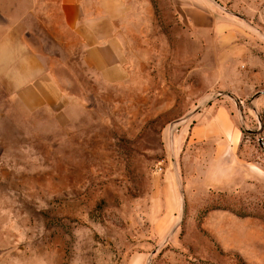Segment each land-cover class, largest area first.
Returning a JSON list of instances; mask_svg holds the SVG:
<instances>
[{
    "label": "rangeland",
    "instance_id": "1",
    "mask_svg": "<svg viewBox=\"0 0 264 264\" xmlns=\"http://www.w3.org/2000/svg\"><path fill=\"white\" fill-rule=\"evenodd\" d=\"M189 1L237 38L189 22ZM218 1L233 13L125 0L130 77L113 86L72 35L35 32L75 102L54 115L0 95V264H264V0ZM221 106L239 140L194 137Z\"/></svg>",
    "mask_w": 264,
    "mask_h": 264
},
{
    "label": "crops",
    "instance_id": "2",
    "mask_svg": "<svg viewBox=\"0 0 264 264\" xmlns=\"http://www.w3.org/2000/svg\"><path fill=\"white\" fill-rule=\"evenodd\" d=\"M192 3H187L189 22L212 27L221 34L224 45L229 46L237 38L229 16L203 3L207 11L200 15ZM126 11L125 0H0V95L9 102L23 104L29 112L48 111L54 115L60 113L64 103L75 102L51 73L48 56L36 46L35 32L41 34L51 27L76 38L82 66L95 72L103 84L113 86L127 81L130 70L117 26ZM3 118L0 97V119ZM236 130L240 129L234 124L230 110L221 106L197 129L194 137L233 138L237 134L239 140L241 133ZM227 149L225 145L218 150ZM231 149L228 151L233 157L235 150Z\"/></svg>",
    "mask_w": 264,
    "mask_h": 264
},
{
    "label": "water",
    "instance_id": "3",
    "mask_svg": "<svg viewBox=\"0 0 264 264\" xmlns=\"http://www.w3.org/2000/svg\"><path fill=\"white\" fill-rule=\"evenodd\" d=\"M211 2H213L217 7H219L220 9L228 12V13H233L229 8H227L226 6H224L223 4H221L218 0H210ZM205 103H203L202 105H200L196 110L195 112L199 111L203 106H204ZM189 117V116H188ZM186 117V118H188ZM185 118V119H186ZM183 119V120H185ZM174 128L175 126L172 125L171 128H170V141H171V145H172V151L174 150Z\"/></svg>",
    "mask_w": 264,
    "mask_h": 264
}]
</instances>
